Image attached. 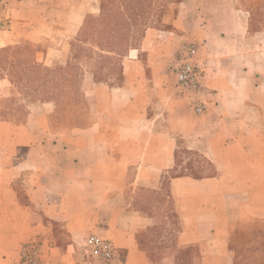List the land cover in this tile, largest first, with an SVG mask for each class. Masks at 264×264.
Listing matches in <instances>:
<instances>
[{
    "label": "crops",
    "instance_id": "obj_1",
    "mask_svg": "<svg viewBox=\"0 0 264 264\" xmlns=\"http://www.w3.org/2000/svg\"><path fill=\"white\" fill-rule=\"evenodd\" d=\"M114 1L0 0V264L29 241L44 264H101L89 235L112 243L108 264H264L260 15L248 0H134L107 25ZM81 33L100 76L83 84L88 122L70 125L60 92L27 100L14 85L22 66L65 65ZM183 41L197 91L168 71ZM181 150L209 173H181Z\"/></svg>",
    "mask_w": 264,
    "mask_h": 264
},
{
    "label": "rangeland",
    "instance_id": "obj_2",
    "mask_svg": "<svg viewBox=\"0 0 264 264\" xmlns=\"http://www.w3.org/2000/svg\"><path fill=\"white\" fill-rule=\"evenodd\" d=\"M130 0L125 1H117L115 0L112 7H109L110 13H108L107 18V25L115 24L114 20L117 21V17L113 11L114 8H117L116 11L119 13L124 14L123 6ZM155 3L152 5V3ZM165 2L161 0H150L149 6L152 10L161 9L160 5H164ZM170 2L168 1L165 5H168ZM254 10L258 12L260 15V19L263 22L264 26V12L261 10L264 9V0H248V3ZM125 18V17H124ZM259 18V17H258ZM149 20V19H148ZM89 23V20L88 22ZM86 23V24H87ZM89 35L83 37V34H79L76 37V40L73 41V46L71 48V54L69 56L68 61L65 65H59L53 68H43V67H27L22 66V70H20V78L21 81L15 83V87L20 90L22 93V97L27 100H35L38 99L40 96L44 99H54L51 96V92L56 93L57 91L60 92L58 97L56 96L55 100L58 101L59 107H63L66 109V113L63 114L64 124L70 125H84L88 122V119L91 117L90 111L86 113H82V105H81V94L82 89L84 88L83 84L89 82L86 79L89 77L92 71L95 72L96 78L99 79V74L96 73L98 71V67L94 65H90L86 63L85 57L86 54L92 56L94 49L89 46ZM88 61V60H87ZM98 62V60H96ZM19 68V67H18ZM101 69V68H100ZM85 81V82H84ZM42 95H40V94ZM29 96L32 98L29 99ZM62 118V117H61ZM181 153H186V156L180 160V165L182 169L180 170L181 173H189L190 169H192L193 173H196L193 170L195 167L203 170L201 171L205 173H209V163L201 156L197 155L196 153H191L187 151H180ZM183 163L186 164L188 171H185V166ZM178 170V169H176ZM198 174V173H196Z\"/></svg>",
    "mask_w": 264,
    "mask_h": 264
},
{
    "label": "built area",
    "instance_id": "obj_3",
    "mask_svg": "<svg viewBox=\"0 0 264 264\" xmlns=\"http://www.w3.org/2000/svg\"><path fill=\"white\" fill-rule=\"evenodd\" d=\"M0 3V28L5 26L6 18L2 14ZM168 71L175 78L176 84L182 89L197 91L200 87L201 65L197 58V46L192 42L183 41L178 50L171 56ZM196 112L202 107L196 106ZM84 249L93 259L101 264H108L114 257L112 243L101 236L89 235L84 240ZM16 264H44L42 260L41 244L39 241L23 243L19 249V259Z\"/></svg>",
    "mask_w": 264,
    "mask_h": 264
},
{
    "label": "trees",
    "instance_id": "obj_4",
    "mask_svg": "<svg viewBox=\"0 0 264 264\" xmlns=\"http://www.w3.org/2000/svg\"><path fill=\"white\" fill-rule=\"evenodd\" d=\"M126 4V3H125ZM134 4V0H130L127 2L126 6L132 8V5Z\"/></svg>",
    "mask_w": 264,
    "mask_h": 264
}]
</instances>
